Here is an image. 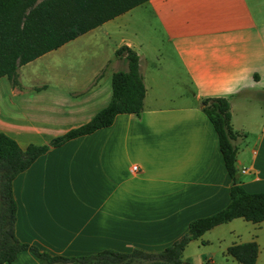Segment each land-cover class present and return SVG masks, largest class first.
I'll return each mask as SVG.
<instances>
[{
  "label": "crops",
  "instance_id": "1",
  "mask_svg": "<svg viewBox=\"0 0 264 264\" xmlns=\"http://www.w3.org/2000/svg\"><path fill=\"white\" fill-rule=\"evenodd\" d=\"M122 46L139 57L141 116L119 114L13 180L16 237L50 255L157 253L227 207L232 181L205 98L229 99L237 179L264 193V0H149L21 66L19 85L0 78V134L25 149L89 122L111 100L113 73L127 70ZM252 241L264 264V222L236 218L182 259L239 264L228 247ZM7 264L42 263L24 251Z\"/></svg>",
  "mask_w": 264,
  "mask_h": 264
},
{
  "label": "trees",
  "instance_id": "2",
  "mask_svg": "<svg viewBox=\"0 0 264 264\" xmlns=\"http://www.w3.org/2000/svg\"><path fill=\"white\" fill-rule=\"evenodd\" d=\"M148 1L0 0V78L6 77L13 86L19 85L21 66ZM115 55L126 62L127 70L113 73L111 100L89 122L48 144H31L25 149L7 135L0 134V264L13 262L24 251L42 264H189L182 259L185 247L210 229L236 218L253 224L264 222V193L247 192L236 176L237 148L234 141L237 133L231 124L230 101L227 97H215L202 99L200 108L217 134L220 152L232 181L230 202L226 208L192 220L182 237L157 253L133 249L130 252L103 250L78 257L53 256L17 239L12 183L20 173L51 148L111 126L119 114L141 116L146 89L139 72V57L127 46L120 47ZM227 254L239 264H255L258 245L255 241L232 245Z\"/></svg>",
  "mask_w": 264,
  "mask_h": 264
},
{
  "label": "rangeland",
  "instance_id": "3",
  "mask_svg": "<svg viewBox=\"0 0 264 264\" xmlns=\"http://www.w3.org/2000/svg\"><path fill=\"white\" fill-rule=\"evenodd\" d=\"M140 13V12H139ZM141 30H145V27H143V28H141ZM143 34V33H142ZM185 91V93L187 92H189V90L187 89V90H185V88H183V90H182V92H184Z\"/></svg>",
  "mask_w": 264,
  "mask_h": 264
},
{
  "label": "built area",
  "instance_id": "4",
  "mask_svg": "<svg viewBox=\"0 0 264 264\" xmlns=\"http://www.w3.org/2000/svg\"><path fill=\"white\" fill-rule=\"evenodd\" d=\"M136 170V167H133V171H135Z\"/></svg>",
  "mask_w": 264,
  "mask_h": 264
}]
</instances>
